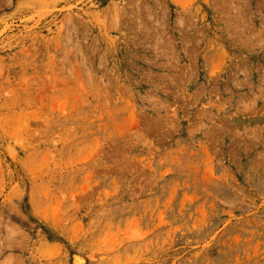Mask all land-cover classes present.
<instances>
[{
	"label": "rangeland",
	"instance_id": "rangeland-1",
	"mask_svg": "<svg viewBox=\"0 0 264 264\" xmlns=\"http://www.w3.org/2000/svg\"><path fill=\"white\" fill-rule=\"evenodd\" d=\"M0 264H264V0H0Z\"/></svg>",
	"mask_w": 264,
	"mask_h": 264
}]
</instances>
